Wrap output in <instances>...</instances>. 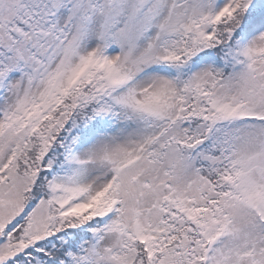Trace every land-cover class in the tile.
<instances>
[{
  "label": "snow or ice",
  "instance_id": "6c2138e0",
  "mask_svg": "<svg viewBox=\"0 0 264 264\" xmlns=\"http://www.w3.org/2000/svg\"><path fill=\"white\" fill-rule=\"evenodd\" d=\"M0 264H264V0H0Z\"/></svg>",
  "mask_w": 264,
  "mask_h": 264
}]
</instances>
